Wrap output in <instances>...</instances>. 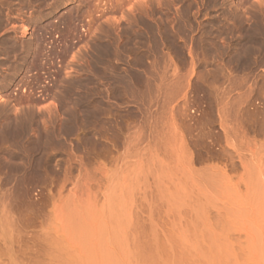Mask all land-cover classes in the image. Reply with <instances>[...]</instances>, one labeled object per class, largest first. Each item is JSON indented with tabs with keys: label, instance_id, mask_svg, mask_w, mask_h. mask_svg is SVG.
<instances>
[{
	"label": "rangeland",
	"instance_id": "374dc122",
	"mask_svg": "<svg viewBox=\"0 0 264 264\" xmlns=\"http://www.w3.org/2000/svg\"><path fill=\"white\" fill-rule=\"evenodd\" d=\"M144 2L0 0V264H264V0Z\"/></svg>",
	"mask_w": 264,
	"mask_h": 264
},
{
	"label": "bare ground",
	"instance_id": "6f19581e",
	"mask_svg": "<svg viewBox=\"0 0 264 264\" xmlns=\"http://www.w3.org/2000/svg\"><path fill=\"white\" fill-rule=\"evenodd\" d=\"M144 1H145V2H144ZM146 1L149 2V0H143V2H144L145 4H146ZM148 2H147V4H148ZM145 4H144V5H145ZM145 6L147 7V5H145ZM110 10H111V9H110ZM102 12H103V11H102ZM101 14H102V13H101ZM100 17H101V16H100ZM115 21H116V20H115ZM89 25H90V24H89ZM22 31H23V30H22ZM25 32H26V28H24V33H25ZM24 35H25V34H24ZM123 210H124V209H122V212H123ZM119 211H120V209H119ZM122 212H121V213H122ZM119 224H120V223H119ZM119 224H118V225H119ZM115 225H116V224L114 223L113 226H115ZM116 229H117V228H116ZM116 229H115V230H116ZM118 230H119V229H118ZM118 233H119V232H117V234H118ZM121 236H122V235H121ZM123 238H124V237H123ZM121 240H122V239H121ZM120 244H121V243H120ZM123 245H124V244H123ZM99 252H100V251H99ZM101 253H102V252H101ZM115 255H116V254H115ZM104 256H105V255H104ZM104 256H103V257H104ZM97 264H98V263H97Z\"/></svg>",
	"mask_w": 264,
	"mask_h": 264
}]
</instances>
